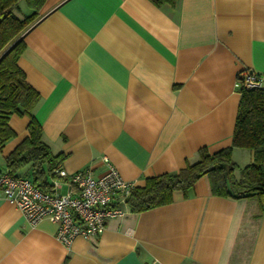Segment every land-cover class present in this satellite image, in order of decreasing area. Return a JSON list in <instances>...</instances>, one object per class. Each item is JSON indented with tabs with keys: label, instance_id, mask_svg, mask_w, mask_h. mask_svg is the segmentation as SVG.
Masks as SVG:
<instances>
[{
	"label": "crops",
	"instance_id": "0c3cea01",
	"mask_svg": "<svg viewBox=\"0 0 264 264\" xmlns=\"http://www.w3.org/2000/svg\"><path fill=\"white\" fill-rule=\"evenodd\" d=\"M22 3L21 19L32 14ZM23 43L17 65L39 94L32 115L60 167L99 176L106 158L141 187L231 145L240 76L264 79V0H45ZM28 123L9 117L0 171ZM232 159L242 169L251 154L234 149ZM55 233L0 200V264H264L258 200L213 196L206 177L168 205L107 220L70 250Z\"/></svg>",
	"mask_w": 264,
	"mask_h": 264
},
{
	"label": "trees",
	"instance_id": "16d2710c",
	"mask_svg": "<svg viewBox=\"0 0 264 264\" xmlns=\"http://www.w3.org/2000/svg\"><path fill=\"white\" fill-rule=\"evenodd\" d=\"M21 0H0V149L14 136L8 125L12 115L26 116L28 137L7 156L9 173L17 175L30 165L31 182L41 191L52 190L53 170L60 167L62 154L53 155L41 140V127L32 115L39 94L29 86L17 61L24 51L23 34L37 18L45 0H23L32 14L19 18L14 14ZM156 6L174 0H149ZM239 104L231 145L216 153L199 152V160L177 173L147 178L134 187L126 200L130 212L141 213L168 205L173 193L186 196L196 182L206 177L213 196L258 200L264 211V89L239 88ZM234 149H245L251 162L239 169L232 159ZM239 171L237 178L235 172Z\"/></svg>",
	"mask_w": 264,
	"mask_h": 264
},
{
	"label": "built area",
	"instance_id": "2783aa9c",
	"mask_svg": "<svg viewBox=\"0 0 264 264\" xmlns=\"http://www.w3.org/2000/svg\"><path fill=\"white\" fill-rule=\"evenodd\" d=\"M262 82L255 74L245 73L238 87L259 88ZM103 161L105 170L99 176L88 169L67 173L55 168L49 192L39 190L26 177L0 171V200L13 203L31 227L43 220L54 224L56 239L70 250L76 239L97 238L107 220L128 212L126 200L134 185L124 181L106 158Z\"/></svg>",
	"mask_w": 264,
	"mask_h": 264
},
{
	"label": "rangeland",
	"instance_id": "374dc122",
	"mask_svg": "<svg viewBox=\"0 0 264 264\" xmlns=\"http://www.w3.org/2000/svg\"><path fill=\"white\" fill-rule=\"evenodd\" d=\"M22 9H24V10L27 9L26 5H24L23 3H22ZM14 14L17 16L16 12H14ZM19 15H21L20 12H19ZM1 165H2V167H3L2 159H1V157H0V166H1ZM24 172H26L27 176L30 177L29 174H28L29 171H28L27 169H24V170L21 171V173H24Z\"/></svg>",
	"mask_w": 264,
	"mask_h": 264
}]
</instances>
